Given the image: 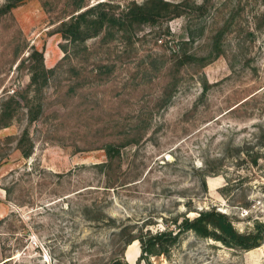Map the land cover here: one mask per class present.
<instances>
[{
  "label": "rangeland",
  "instance_id": "rangeland-1",
  "mask_svg": "<svg viewBox=\"0 0 264 264\" xmlns=\"http://www.w3.org/2000/svg\"><path fill=\"white\" fill-rule=\"evenodd\" d=\"M145 1L0 0V264H149L137 237L185 215L264 221V0H168L185 14L84 42L59 32L79 5ZM35 51L53 70L41 87ZM150 261L264 264V242L189 232Z\"/></svg>",
  "mask_w": 264,
  "mask_h": 264
},
{
  "label": "trees",
  "instance_id": "trees-1",
  "mask_svg": "<svg viewBox=\"0 0 264 264\" xmlns=\"http://www.w3.org/2000/svg\"><path fill=\"white\" fill-rule=\"evenodd\" d=\"M77 8H79L78 13L73 14L68 21L62 22L59 30L65 39L72 42H84L90 37L97 36L106 26L127 33L136 26L146 23L156 24L160 21L165 22L173 16L178 17L186 12L183 9L185 4H175L168 0H147L142 4L134 2L119 14L112 11L111 4L106 2H99L83 11L81 5ZM36 55H38L39 65L35 67L31 79L34 84L41 87L47 83L49 74L53 70H48L45 67L43 55L37 51L32 54V59ZM36 106L30 110L31 120H35L40 116L41 103ZM3 111L6 112V109ZM9 116L10 114L6 112V115L3 114L1 119ZM5 123H1L0 127H5ZM28 134L26 131L20 140L22 148L29 140ZM109 151L112 152V147H109ZM256 161L257 159H255ZM174 222L176 230L167 227L156 233L147 232L137 237L142 251L139 261L144 260V262L151 264V257L168 255L171 247L178 244L182 236L189 232H194L200 238L213 239L227 247L243 251L260 247L264 242V221L256 220L250 230L242 232L236 228L230 215L218 210L216 207L201 210L195 218L185 215L182 220L178 218ZM112 264L130 263L120 257Z\"/></svg>",
  "mask_w": 264,
  "mask_h": 264
},
{
  "label": "bare ground",
  "instance_id": "bare-ground-1",
  "mask_svg": "<svg viewBox=\"0 0 264 264\" xmlns=\"http://www.w3.org/2000/svg\"><path fill=\"white\" fill-rule=\"evenodd\" d=\"M138 247H139V244H138V241L136 240V241H134V243H131L130 245H129V248H128V250L129 249H138ZM129 258V257H128Z\"/></svg>",
  "mask_w": 264,
  "mask_h": 264
},
{
  "label": "water",
  "instance_id": "water-1",
  "mask_svg": "<svg viewBox=\"0 0 264 264\" xmlns=\"http://www.w3.org/2000/svg\"><path fill=\"white\" fill-rule=\"evenodd\" d=\"M131 264V263H130Z\"/></svg>",
  "mask_w": 264,
  "mask_h": 264
}]
</instances>
